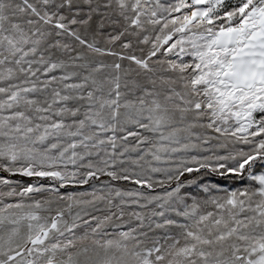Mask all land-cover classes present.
Instances as JSON below:
<instances>
[{
  "label": "snow or ice",
  "instance_id": "obj_1",
  "mask_svg": "<svg viewBox=\"0 0 264 264\" xmlns=\"http://www.w3.org/2000/svg\"><path fill=\"white\" fill-rule=\"evenodd\" d=\"M0 264H264V0H0Z\"/></svg>",
  "mask_w": 264,
  "mask_h": 264
}]
</instances>
